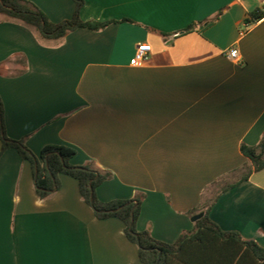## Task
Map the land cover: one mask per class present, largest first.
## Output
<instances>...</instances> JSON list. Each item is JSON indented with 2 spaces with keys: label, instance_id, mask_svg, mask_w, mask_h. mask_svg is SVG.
<instances>
[{
  "label": "crops",
  "instance_id": "1",
  "mask_svg": "<svg viewBox=\"0 0 264 264\" xmlns=\"http://www.w3.org/2000/svg\"><path fill=\"white\" fill-rule=\"evenodd\" d=\"M26 1L54 23L76 7ZM83 1V21L116 23L49 41L0 16L6 135L37 156L49 145L74 148L72 165L112 174L96 190L100 201L142 197L137 230L173 244L224 185L254 168L241 147L264 137V17L248 21L264 0ZM141 45L150 56L135 66ZM60 181L41 199L31 164L15 149L0 156V264H143L124 223L97 219L78 181ZM209 217L264 247V170L220 194Z\"/></svg>",
  "mask_w": 264,
  "mask_h": 264
},
{
  "label": "trees",
  "instance_id": "2",
  "mask_svg": "<svg viewBox=\"0 0 264 264\" xmlns=\"http://www.w3.org/2000/svg\"><path fill=\"white\" fill-rule=\"evenodd\" d=\"M75 12L73 18L60 23H54L48 15L26 0H0V16L18 20L37 31L43 40H61L77 29H88L94 32L106 29L116 21H83L80 17L85 2L73 0ZM264 17L263 11L252 14L248 23H256ZM189 26L185 31L193 30ZM22 65L21 72L26 71L25 58L14 61ZM0 132L2 148L0 156L9 149L19 152L23 161L31 164L34 172L35 190L39 198L47 199L61 188V175L76 179L83 200L93 209L99 220L119 219L125 225L127 239L138 246L139 259L143 264H264V247L255 241H246L237 232H227L214 223L209 213L220 194L236 187L249 179L253 171L264 170V137L259 145L251 147L243 145L242 154L253 164L241 174V178L224 185L216 198L205 203L201 209L205 214L195 222V229L183 233L173 243L156 240L150 230H137V220L141 212L142 197L130 200H112L102 202L98 199L97 188L108 181L112 174L101 170L94 164L74 166L71 159L77 151L69 146L49 145L40 156L35 155L25 144V140H12L7 137L4 127V108L0 98Z\"/></svg>",
  "mask_w": 264,
  "mask_h": 264
},
{
  "label": "built area",
  "instance_id": "3",
  "mask_svg": "<svg viewBox=\"0 0 264 264\" xmlns=\"http://www.w3.org/2000/svg\"><path fill=\"white\" fill-rule=\"evenodd\" d=\"M150 52H151V46L149 45L139 46L135 58L133 60V65L142 66L143 64H145L149 59ZM227 56L234 61L241 60L239 50L237 48L229 49V51L227 52Z\"/></svg>",
  "mask_w": 264,
  "mask_h": 264
},
{
  "label": "water",
  "instance_id": "4",
  "mask_svg": "<svg viewBox=\"0 0 264 264\" xmlns=\"http://www.w3.org/2000/svg\"><path fill=\"white\" fill-rule=\"evenodd\" d=\"M204 214H205L204 212H201L200 214L195 215L193 217L192 221L196 222V221L200 220L204 216Z\"/></svg>",
  "mask_w": 264,
  "mask_h": 264
}]
</instances>
